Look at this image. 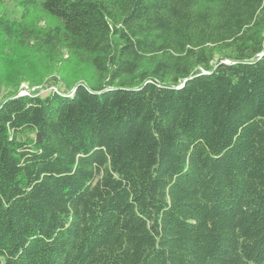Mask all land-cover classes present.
<instances>
[{"label": "trees", "instance_id": "16d2710c", "mask_svg": "<svg viewBox=\"0 0 264 264\" xmlns=\"http://www.w3.org/2000/svg\"><path fill=\"white\" fill-rule=\"evenodd\" d=\"M17 7L0 264H264V0Z\"/></svg>", "mask_w": 264, "mask_h": 264}, {"label": "rangeland", "instance_id": "374dc122", "mask_svg": "<svg viewBox=\"0 0 264 264\" xmlns=\"http://www.w3.org/2000/svg\"><path fill=\"white\" fill-rule=\"evenodd\" d=\"M0 13L1 14H6L9 17L17 18L19 14V9L17 7V0H1L0 2ZM38 89L39 90V95L44 96L48 92L56 90L57 88L54 86H51L50 84H43L38 87H28V83L23 82L19 85L18 88V95H26L29 92ZM10 90V88H5L2 86L0 88V99L6 94V91Z\"/></svg>", "mask_w": 264, "mask_h": 264}]
</instances>
